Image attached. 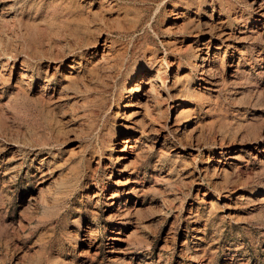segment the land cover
Returning <instances> with one entry per match:
<instances>
[{
    "label": "rangeland",
    "instance_id": "1",
    "mask_svg": "<svg viewBox=\"0 0 264 264\" xmlns=\"http://www.w3.org/2000/svg\"><path fill=\"white\" fill-rule=\"evenodd\" d=\"M261 2L0 0V264H264Z\"/></svg>",
    "mask_w": 264,
    "mask_h": 264
},
{
    "label": "bare ground",
    "instance_id": "2",
    "mask_svg": "<svg viewBox=\"0 0 264 264\" xmlns=\"http://www.w3.org/2000/svg\"><path fill=\"white\" fill-rule=\"evenodd\" d=\"M256 2V1H255ZM259 3V2H258ZM257 5H259V7H260V10H262L263 8H264V0H262V2L260 3V4H257ZM177 16V15H176ZM262 16L264 17V14L262 13ZM177 18V17H176ZM179 25V24H178ZM213 27L215 26V25H212ZM220 27H221V25H220ZM179 28H181V29H183L184 27H179ZM218 28V27H217ZM211 30V29H210ZM207 31V30H206ZM211 32V31H210ZM218 38L219 39H222L223 41L222 42H228L229 41V38H230V34H226V33H224V32H222V30L220 31V33H219V35H218ZM80 43V42H79ZM105 48V50L106 49H108V46H104ZM86 51H87V49H85ZM82 52V51H81ZM81 54V53H80ZM83 54V53H82ZM82 54L80 55V56H82ZM107 54H111V53H107ZM107 54H103V56H102V59H107V60H109L108 62H107V72L106 73H104V74H102V75H100L99 74V72H100V70H98V69H95V73H96V76H95V79L98 81V84L96 83V87H91L90 86V83H86V85H87V87L85 86V88H81L82 89V91L83 92H87L88 94H90V92L94 89V88H98L99 87V85H100V83L101 84H104V85H106L107 84V79L108 78H116V77H118V76H120L121 75V71H118L117 69H116V64H117V61L114 59V55L113 56H110V55H107ZM77 55V54H76ZM76 55H74V54H72V55H70L71 57H72V62L70 63V64H68L67 65V70L68 71H66L65 70V74H64V77H63V79H64V81H66V83L64 84V86L63 87H67V86H69V85H71V84H73L76 80H78V78H79V81H81V79H80V76L78 75V73L77 72H79L77 69H76V67H75V62H76V58H77V56ZM79 56V57H80ZM119 55L117 54V57H118ZM164 58V57H163ZM213 58V57H212ZM68 55H65V54H63V55H61V56H59V57H56V58H53V59H49V60H41L40 59V61L43 63H46V66L48 67V68H52L54 71H57V70H59V68H61L62 66H64L65 65V63H67L68 61ZM212 60L213 59H211V57H210V54H209V51L206 53V56H203L202 57V61H203V63L204 64H202V68H203V70H202V74L203 75H205L206 76V74H208V71L210 70V67H209V65H211V64H207V62L209 63V62H211L212 63ZM164 61V60H163ZM75 64V65H74ZM166 64H167V62H166ZM94 66H96L97 67V65H94ZM36 68V63H35V61H32V60H22V69H21V73H20V76L22 77V79H27L28 81H31L32 80V77H33V70ZM47 68V69H48ZM47 71H49V69L47 70ZM53 71V72H54ZM167 75V74H166ZM179 75V74H178ZM142 76V75H141ZM156 78H149V80H148V83L150 84V89L149 90H154L155 88H156V85H155V83H150L151 81H155L156 80V82H158V81H160V83H161V86L166 82H164L163 80H164V78H163V80L161 79L162 78V76H161V78L156 74ZM175 76V75H174ZM53 77V74L52 73H47L46 74V78H52ZM167 77V76H166ZM139 79V78H138ZM109 80H111V79H109ZM141 80V78L133 85V87L134 86H137V84H138V82ZM167 80V79H166ZM175 80V79H174ZM173 80V81H174ZM177 80V79H176ZM21 81V80H20ZM172 82V81H171ZM76 83V82H75ZM78 85V84H77ZM76 85V86H77ZM73 86V85H72ZM81 91V90H80ZM116 91V90H115ZM96 93V92H95ZM147 93H149V92H147ZM145 97V96H144ZM170 98H171V101H172V104H171V106L172 107H175L176 105H177V102H179V99H178V97H174L173 96V94L172 95H170ZM140 100V99H139ZM151 100V99H150ZM159 101V100H158ZM140 102H142L141 100H140ZM183 104H185V102H183V103H180V104H178V109H177V115H176V120H179V117L182 115V114H185L186 112H187V107L185 106V105H183ZM152 106V105H151ZM185 125V124H184ZM183 125V123H179L178 124V130L180 131V130H183L184 128H185V126ZM182 126H184V127H182ZM184 133V132H183ZM135 138L134 137H132V136H130V137H127V138H125V139H123L122 140V142L124 143V147L122 148V151H124L125 150V148L126 147H129V148H131V147H133V140H134ZM12 145V144H11ZM129 150V149H128ZM125 160V159H124ZM261 192H263L262 190H261ZM121 195V186H118V187H115V189L111 192V194H110V199L112 200L110 203H109V205L110 206H112V204H113V202L115 201V199H118L119 198V196ZM31 205V204H30ZM35 206V205H34ZM36 210V209H35ZM34 210V211H35ZM37 213V212H36ZM116 234H119V233H116ZM91 238V237H90ZM95 239V238H94ZM112 240H113V243H117V241H120L121 240V238L118 236V235H115V236H113L112 237ZM93 242V241H92ZM93 245V244H92ZM92 247V246H91Z\"/></svg>",
    "mask_w": 264,
    "mask_h": 264
}]
</instances>
